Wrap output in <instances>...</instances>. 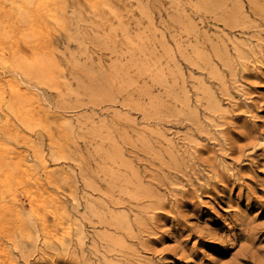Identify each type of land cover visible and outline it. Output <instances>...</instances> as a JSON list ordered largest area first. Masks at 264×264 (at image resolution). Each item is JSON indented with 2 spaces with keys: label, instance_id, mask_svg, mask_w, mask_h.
Segmentation results:
<instances>
[{
  "label": "rangeland",
  "instance_id": "obj_1",
  "mask_svg": "<svg viewBox=\"0 0 264 264\" xmlns=\"http://www.w3.org/2000/svg\"><path fill=\"white\" fill-rule=\"evenodd\" d=\"M0 264H264V0H0Z\"/></svg>",
  "mask_w": 264,
  "mask_h": 264
},
{
  "label": "bare ground",
  "instance_id": "obj_2",
  "mask_svg": "<svg viewBox=\"0 0 264 264\" xmlns=\"http://www.w3.org/2000/svg\"><path fill=\"white\" fill-rule=\"evenodd\" d=\"M109 1V0H108ZM112 3V2H111ZM109 4H110V2H109ZM182 15V14H181ZM229 22H231V21H229ZM200 37V36H199ZM198 41V40H197ZM210 41H212V40H210ZM190 45V44H189ZM215 47H216V45H215ZM186 48V47H185ZM194 48H195V46H194ZM219 49V48H218ZM214 50V49H213ZM199 51H202V50H199ZM216 52V51H215ZM198 53L199 52H197V55H198ZM206 53V52H205ZM209 53V52H208ZM199 54H201V52L199 53ZM203 54H204V52H203ZM201 54L202 56H201V58H200V60H202V57L204 56V55H206V54ZM218 54V53H217ZM219 55V54H218ZM198 56H200V55H198ZM197 56V57H198ZM224 57V56H223ZM206 58H207V56H206ZM206 58H204V59H206ZM188 59H190V58H188ZM191 61V60H190ZM206 61H208V60H206ZM226 62V61H225ZM194 63V62H193ZM197 64V63H196Z\"/></svg>",
  "mask_w": 264,
  "mask_h": 264
}]
</instances>
